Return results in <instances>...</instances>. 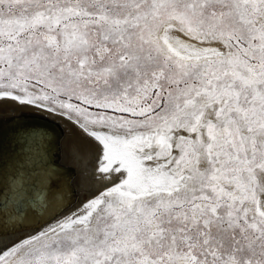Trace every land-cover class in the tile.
<instances>
[{
  "label": "snow or ice",
  "instance_id": "1",
  "mask_svg": "<svg viewBox=\"0 0 264 264\" xmlns=\"http://www.w3.org/2000/svg\"><path fill=\"white\" fill-rule=\"evenodd\" d=\"M5 98L122 175L0 264H264V0H0Z\"/></svg>",
  "mask_w": 264,
  "mask_h": 264
},
{
  "label": "bare ground",
  "instance_id": "2",
  "mask_svg": "<svg viewBox=\"0 0 264 264\" xmlns=\"http://www.w3.org/2000/svg\"><path fill=\"white\" fill-rule=\"evenodd\" d=\"M19 113L44 116L58 124L63 132L59 142L60 153L54 151L53 147L49 149L53 132L48 126L32 122L11 124L9 117ZM101 158L102 146L87 136L75 120L43 108L21 105L7 98L0 99V230L7 235L0 236V250L34 235L48 224L21 237L20 234L8 235L9 232L42 223L66 203L57 218L75 211L106 186L118 183L122 173L105 174L98 171ZM51 159L72 170L73 176L68 182L66 175L57 168L50 169ZM67 183L77 196L72 206L69 204L73 201L69 198ZM41 200L47 205L46 208L41 207ZM55 219L49 224H54Z\"/></svg>",
  "mask_w": 264,
  "mask_h": 264
},
{
  "label": "water",
  "instance_id": "3",
  "mask_svg": "<svg viewBox=\"0 0 264 264\" xmlns=\"http://www.w3.org/2000/svg\"><path fill=\"white\" fill-rule=\"evenodd\" d=\"M9 118L11 119V122H12L11 124L21 123V122H30V123L32 122V123H41V124H43L45 126H48L51 129V132H53V138H52L51 141H49L50 144H51V147L49 149L52 150V147H53L54 151H56L57 153H60L59 142L62 139L61 137L63 136V132L61 131V129L58 126V124H56L55 122L47 119L44 116H39V115H36V114H31V113H19L18 115H13L12 117H9ZM50 163H51L50 169L51 168H55V169L57 168V170L60 171L63 175L65 174L66 175L65 179H67V182H68V179L73 176V172H72V170L70 168L62 167V166L58 165L57 163H55L54 161H52V159L50 160ZM68 191L70 192L69 193L70 196L69 195L68 196L73 201L72 203H69V204H71V206H72L77 201L76 200L77 196H76L75 191L73 190L72 186L70 185V183L68 184ZM66 205H67V203L65 205H63L64 206L63 208H65ZM63 208L61 207V209H59V210L55 211L54 213H52L53 215H51V217L49 219L43 221L40 224H36V223L35 224H31L27 228H24L23 230L20 229L21 231L16 229L17 231L15 230L14 232H9L8 235L20 234L19 237H21V236L26 235V234H28L30 232L36 231V230L42 228L43 226L51 223L55 218H57L59 215H61L62 211H63L62 210ZM14 229H15V227H14ZM0 236L3 237V236H7V235H5V233L0 230Z\"/></svg>",
  "mask_w": 264,
  "mask_h": 264
},
{
  "label": "rangeland",
  "instance_id": "4",
  "mask_svg": "<svg viewBox=\"0 0 264 264\" xmlns=\"http://www.w3.org/2000/svg\"><path fill=\"white\" fill-rule=\"evenodd\" d=\"M74 103L76 102V101H73ZM91 111H95V109H90ZM59 112H60V110H57L56 111V113H58L59 114ZM65 117V116H64ZM67 118V117H66ZM71 120H74V119H71Z\"/></svg>",
  "mask_w": 264,
  "mask_h": 264
}]
</instances>
